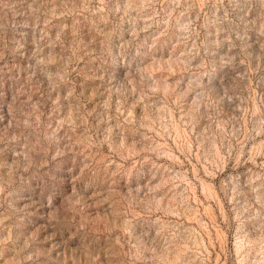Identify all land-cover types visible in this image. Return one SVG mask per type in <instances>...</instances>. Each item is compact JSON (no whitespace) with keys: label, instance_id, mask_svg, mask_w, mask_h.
Segmentation results:
<instances>
[{"label":"rangeland","instance_id":"1","mask_svg":"<svg viewBox=\"0 0 264 264\" xmlns=\"http://www.w3.org/2000/svg\"><path fill=\"white\" fill-rule=\"evenodd\" d=\"M0 264H264V0H0Z\"/></svg>","mask_w":264,"mask_h":264}]
</instances>
